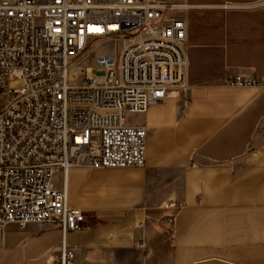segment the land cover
Returning a JSON list of instances; mask_svg holds the SVG:
<instances>
[{
	"label": "crops",
	"instance_id": "1",
	"mask_svg": "<svg viewBox=\"0 0 264 264\" xmlns=\"http://www.w3.org/2000/svg\"><path fill=\"white\" fill-rule=\"evenodd\" d=\"M248 1L183 0L187 88L127 122L147 131L145 166L69 168L79 228L8 224L0 264H58L63 241L78 264H264V95L228 85L264 78V6Z\"/></svg>",
	"mask_w": 264,
	"mask_h": 264
},
{
	"label": "built area",
	"instance_id": "2",
	"mask_svg": "<svg viewBox=\"0 0 264 264\" xmlns=\"http://www.w3.org/2000/svg\"><path fill=\"white\" fill-rule=\"evenodd\" d=\"M185 8L183 0H0V229L49 224L64 238L82 217L67 203L69 168L145 166L147 131L126 117L186 90ZM131 33L113 63L105 54L89 63L97 45ZM12 82L20 87L8 90ZM228 85L264 95V78ZM56 261L78 264L64 241Z\"/></svg>",
	"mask_w": 264,
	"mask_h": 264
},
{
	"label": "rangeland",
	"instance_id": "3",
	"mask_svg": "<svg viewBox=\"0 0 264 264\" xmlns=\"http://www.w3.org/2000/svg\"><path fill=\"white\" fill-rule=\"evenodd\" d=\"M134 33H131L130 35H119L117 40H108L105 43H100L99 45H97L94 49V52H92L91 54L88 55V61L89 63L92 61V59L94 58V56L100 54L99 52H105L107 53L106 55H110V56H115V54L119 51V49L121 48V44H122V40L126 39V38H130L131 36H133ZM20 87V83L19 82H12L9 87L8 90H16ZM137 115H127L126 120L127 122H137ZM49 225V224H48Z\"/></svg>",
	"mask_w": 264,
	"mask_h": 264
},
{
	"label": "bare ground",
	"instance_id": "4",
	"mask_svg": "<svg viewBox=\"0 0 264 264\" xmlns=\"http://www.w3.org/2000/svg\"><path fill=\"white\" fill-rule=\"evenodd\" d=\"M115 56L105 55V63H113ZM80 82H89V73H80Z\"/></svg>",
	"mask_w": 264,
	"mask_h": 264
},
{
	"label": "water",
	"instance_id": "5",
	"mask_svg": "<svg viewBox=\"0 0 264 264\" xmlns=\"http://www.w3.org/2000/svg\"><path fill=\"white\" fill-rule=\"evenodd\" d=\"M97 74H101V73H97Z\"/></svg>",
	"mask_w": 264,
	"mask_h": 264
}]
</instances>
